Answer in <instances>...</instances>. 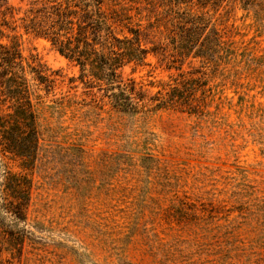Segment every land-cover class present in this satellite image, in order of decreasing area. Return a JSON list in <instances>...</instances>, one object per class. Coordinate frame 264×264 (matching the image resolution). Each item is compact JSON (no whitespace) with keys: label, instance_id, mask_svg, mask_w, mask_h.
Wrapping results in <instances>:
<instances>
[{"label":"rangeland","instance_id":"1","mask_svg":"<svg viewBox=\"0 0 264 264\" xmlns=\"http://www.w3.org/2000/svg\"><path fill=\"white\" fill-rule=\"evenodd\" d=\"M47 1L0 8V264H264V0H99L122 86L45 38Z\"/></svg>","mask_w":264,"mask_h":264},{"label":"trees","instance_id":"2","mask_svg":"<svg viewBox=\"0 0 264 264\" xmlns=\"http://www.w3.org/2000/svg\"><path fill=\"white\" fill-rule=\"evenodd\" d=\"M8 0H0V8L6 5ZM48 10L39 11L38 16L44 19L47 26L45 38H48L61 53L68 58L76 61L84 69L87 67L89 75L97 81H103L107 86H122L121 80H118L119 74L117 70L131 60L140 59V54L133 53L129 48L119 47L116 43L124 44L129 39L117 38L110 30L106 20L100 11L99 0H51ZM76 25V35H68ZM87 31L91 35V41L87 38ZM38 33V32H37ZM101 39L96 44L104 48V43L110 40L108 52L97 50L93 46L95 39ZM104 42V43H103ZM95 45V43H94ZM39 82H45L47 76L36 73ZM117 83V84H116ZM17 89V88H16ZM130 91V90H129ZM115 105L124 111H136L137 105L132 102L130 96L125 90H120L112 95ZM140 99V98H138ZM155 103L153 108L161 107L164 101L151 100ZM16 116L24 117V112L20 108H16ZM38 148V136L35 122L32 114V156Z\"/></svg>","mask_w":264,"mask_h":264}]
</instances>
